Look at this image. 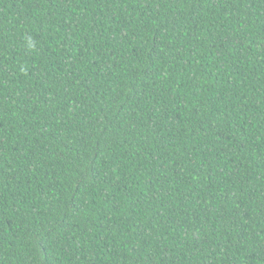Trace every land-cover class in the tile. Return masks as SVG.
<instances>
[{
	"label": "trees",
	"instance_id": "1",
	"mask_svg": "<svg viewBox=\"0 0 264 264\" xmlns=\"http://www.w3.org/2000/svg\"><path fill=\"white\" fill-rule=\"evenodd\" d=\"M0 264H264V0H0Z\"/></svg>",
	"mask_w": 264,
	"mask_h": 264
}]
</instances>
